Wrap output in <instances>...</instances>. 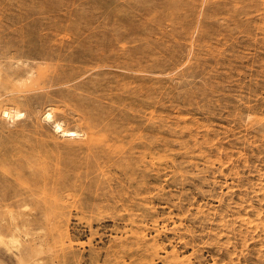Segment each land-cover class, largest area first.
Listing matches in <instances>:
<instances>
[{
    "label": "rangeland",
    "instance_id": "rangeland-1",
    "mask_svg": "<svg viewBox=\"0 0 264 264\" xmlns=\"http://www.w3.org/2000/svg\"><path fill=\"white\" fill-rule=\"evenodd\" d=\"M0 54L52 76L0 88V264H264V0H0Z\"/></svg>",
    "mask_w": 264,
    "mask_h": 264
},
{
    "label": "bare ground",
    "instance_id": "bare-ground-1",
    "mask_svg": "<svg viewBox=\"0 0 264 264\" xmlns=\"http://www.w3.org/2000/svg\"><path fill=\"white\" fill-rule=\"evenodd\" d=\"M18 47V46H17ZM20 50V49H19ZM24 51V50H23ZM16 52V51H15ZM31 52V51H30ZM45 52V51H44ZM22 54V53H21ZM49 54V53H48ZM1 55V54H0ZM9 55V54H8ZM19 55V54H18ZM37 55V54H36ZM43 55V54H42ZM50 55V54H49ZM6 56V54L4 55ZM16 56V55H15ZM11 57V56H9ZM14 57V56H13ZM26 57V56H25ZM24 58V57H23ZM34 58V57H33ZM37 58V57H36ZM4 59V58H3ZM42 59V58H40ZM44 59V58H43ZM35 60V58H34ZM11 61V60H10ZM5 62H8V61H5ZM4 62V63H5ZM19 63H22L23 62H19ZM18 62H16V68H14V70H5L2 66V64L0 63V88L2 89V93H9L14 90L15 87H17L16 85H22L25 86V90H30V89H33L34 88H41L42 87V83L44 80H49L52 76L46 72V70L43 68V67H40V66H37V65H34L33 63H31L30 61L29 62H26L23 66H21ZM10 64V62H9ZM12 64V63H11ZM46 65V64H45ZM8 67V66H6ZM47 67H50V66H47ZM46 67V68H47ZM52 68V67H51ZM10 69V68H9ZM52 71V69H49ZM57 70V69H56ZM55 70V72H56ZM58 72V70H57ZM60 73V71H59ZM55 79V78H54ZM57 79V78H56ZM59 80V79H58ZM14 87V88H13ZM20 88V87H18ZM21 91V90H20ZM0 92V96L2 94ZM18 94V93H17ZM3 98V97H2ZM1 98V99H2ZM14 98V97H13ZM12 98V99H13ZM20 100V99H19ZM17 101V100H16ZM21 101V100H20ZM22 102V101H21ZM20 102V103H21ZM5 103V102H4ZM3 103V104H4ZM3 107V106H2ZM52 114V113H51ZM49 112L46 113L45 115H43L45 118H49L52 116ZM0 116L3 118H7V119H10L11 121H14V120H17V119H20L22 116H24V113L19 110L17 107H12V106H9V107H3L1 108L0 110ZM3 118V119H4ZM52 120V119H51ZM85 123V121H84ZM54 126L55 128H57L58 130H60L66 138H69L70 140L71 139H75L77 136L80 135L79 131L76 130V129H73V128H67V127H64L62 125V123L59 121V120H55L54 121ZM88 130V128H86ZM85 129V130H86ZM86 130V131H87ZM92 131V129H91ZM91 134V133H90ZM89 134V135H90ZM88 136V134H87ZM80 139V138H79ZM85 139V138H84ZM86 140V139H85ZM84 140V141H85ZM68 142V141H67ZM80 142V141H79ZM73 147V146H72ZM80 147V146H79ZM174 264H177V262H175L174 260Z\"/></svg>",
    "mask_w": 264,
    "mask_h": 264
}]
</instances>
